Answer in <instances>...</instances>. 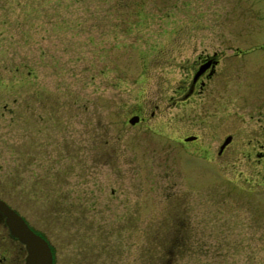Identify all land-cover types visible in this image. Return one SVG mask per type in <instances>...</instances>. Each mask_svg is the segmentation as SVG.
<instances>
[{"label": "rangeland", "instance_id": "374dc122", "mask_svg": "<svg viewBox=\"0 0 264 264\" xmlns=\"http://www.w3.org/2000/svg\"><path fill=\"white\" fill-rule=\"evenodd\" d=\"M256 1L0 0V199L53 264H264L253 127L222 122L239 132L215 157L213 87L184 116L178 93L213 35L226 53L257 27Z\"/></svg>", "mask_w": 264, "mask_h": 264}, {"label": "flooded vegetation", "instance_id": "af4514ba", "mask_svg": "<svg viewBox=\"0 0 264 264\" xmlns=\"http://www.w3.org/2000/svg\"><path fill=\"white\" fill-rule=\"evenodd\" d=\"M260 1H256L253 10V17L259 22L257 27L245 30L241 37H237V45L230 49L231 52H224L229 49V44L222 36L213 35V42L226 44L222 49L213 44V48L195 52L193 58L183 62L185 75L181 78L178 93L184 116L196 107L194 98L200 96L210 83V87H213V137L220 140L217 149H213L214 156L221 157L239 132L236 128L226 132L229 129L228 122L225 127L222 122L238 116L251 124L253 135L251 144H247L249 151L236 148L248 164L264 169V0ZM237 83L241 84L240 89L235 88ZM243 84L248 88L244 90ZM196 101L198 105L200 99ZM189 137L194 139L184 142L196 140L195 135ZM236 148L230 153L235 154ZM256 203L259 204V201ZM25 257V246L10 235L0 214V264H25Z\"/></svg>", "mask_w": 264, "mask_h": 264}, {"label": "water", "instance_id": "95a60500", "mask_svg": "<svg viewBox=\"0 0 264 264\" xmlns=\"http://www.w3.org/2000/svg\"><path fill=\"white\" fill-rule=\"evenodd\" d=\"M133 119L135 122L137 121V118L133 117L129 119V123H133ZM190 139L192 137L185 138L184 140ZM0 213L4 217V222L9 229L10 235L25 246V264H52V255L47 242L36 235L22 217L2 200H0Z\"/></svg>", "mask_w": 264, "mask_h": 264}]
</instances>
